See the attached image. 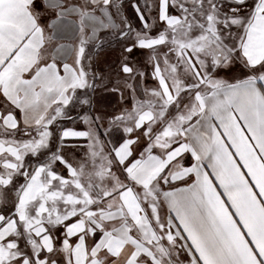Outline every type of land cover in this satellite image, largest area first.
Wrapping results in <instances>:
<instances>
[{"label":"snow or ice","instance_id":"snow-or-ice-1","mask_svg":"<svg viewBox=\"0 0 264 264\" xmlns=\"http://www.w3.org/2000/svg\"><path fill=\"white\" fill-rule=\"evenodd\" d=\"M129 6L0 0V264H264V0Z\"/></svg>","mask_w":264,"mask_h":264},{"label":"rangeland","instance_id":"rangeland-1","mask_svg":"<svg viewBox=\"0 0 264 264\" xmlns=\"http://www.w3.org/2000/svg\"><path fill=\"white\" fill-rule=\"evenodd\" d=\"M101 39H109V37L102 33ZM132 59L135 61H143V57L139 52H137L132 57ZM121 60L122 48L115 40H112L110 44H105L103 50L100 52L96 59V62L94 63V69L102 76L107 78L103 81V83H101L100 87L97 89L96 93L93 96L94 103L97 106L98 111L102 114H105L106 116H111L113 113H119L123 108L128 107L131 104L129 90L124 89L122 85L120 86L121 91L111 90L114 86H117L118 81L123 79V75L119 74ZM144 83L148 87H151L154 84L151 79H147ZM105 84L107 85V87H104ZM121 92H123V99L121 98ZM79 110L80 109L78 108L76 111ZM76 111H73L72 115H76ZM61 123L64 126L76 127L77 129L81 130L85 128V126L80 122L73 124L71 121H61ZM104 127H107L106 122ZM104 127L100 129L101 133L104 132ZM121 136L122 131L120 129L114 128L108 136H104L102 138L107 141L109 137L113 142H116L120 140ZM70 143L85 144L86 141H70ZM81 151L82 150L77 151V149L66 150L69 156H75L76 158L78 157L75 154L80 155Z\"/></svg>","mask_w":264,"mask_h":264},{"label":"crops","instance_id":"crops-1","mask_svg":"<svg viewBox=\"0 0 264 264\" xmlns=\"http://www.w3.org/2000/svg\"><path fill=\"white\" fill-rule=\"evenodd\" d=\"M124 2H125V5H126L125 12H126V14L128 15L129 19L131 20V22H132L134 25L138 24V20H137L136 17H135V13L133 12L132 8L129 6V0H124ZM131 2H135V0H131ZM143 2H144V0H140V3H141V4H143ZM101 34H102V33H101ZM73 116H75V114H74ZM108 139H109V141H112L111 138L108 137ZM108 139H107V141H108ZM74 150H75V149H74ZM77 151H78V150H77ZM74 152H75V151H74ZM73 154H75V153H73ZM75 155H76L77 157H79V156L81 155V152H80V155H77V154H75Z\"/></svg>","mask_w":264,"mask_h":264}]
</instances>
